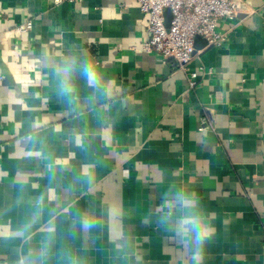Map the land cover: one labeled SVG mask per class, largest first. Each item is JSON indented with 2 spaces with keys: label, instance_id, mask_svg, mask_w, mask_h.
<instances>
[{
  "label": "crops",
  "instance_id": "obj_1",
  "mask_svg": "<svg viewBox=\"0 0 264 264\" xmlns=\"http://www.w3.org/2000/svg\"><path fill=\"white\" fill-rule=\"evenodd\" d=\"M236 1L189 88L136 0H0V264H188L176 192L214 225L204 264H264V0Z\"/></svg>",
  "mask_w": 264,
  "mask_h": 264
},
{
  "label": "built area",
  "instance_id": "obj_2",
  "mask_svg": "<svg viewBox=\"0 0 264 264\" xmlns=\"http://www.w3.org/2000/svg\"><path fill=\"white\" fill-rule=\"evenodd\" d=\"M76 0H54L55 4ZM141 13L148 18L147 40L142 45L145 53L159 54L172 70L189 73L188 87L197 84V74L188 69L194 53L195 39L202 38L206 47L220 48L227 34L219 31L224 21H232L242 11L236 0H136ZM169 13V18L166 16ZM32 25L29 20L17 27L24 32Z\"/></svg>",
  "mask_w": 264,
  "mask_h": 264
},
{
  "label": "clouds",
  "instance_id": "obj_3",
  "mask_svg": "<svg viewBox=\"0 0 264 264\" xmlns=\"http://www.w3.org/2000/svg\"><path fill=\"white\" fill-rule=\"evenodd\" d=\"M70 71L71 67H57L56 69L57 75L60 77V90L65 95L72 92V84L67 78ZM84 72L91 79V73L87 67ZM194 199L191 193L176 192L171 194L163 202L164 207L171 215L162 216L161 222L171 227L181 244L187 246L188 264H204L207 248L214 237L215 229L207 219L208 212L197 207Z\"/></svg>",
  "mask_w": 264,
  "mask_h": 264
},
{
  "label": "water",
  "instance_id": "obj_4",
  "mask_svg": "<svg viewBox=\"0 0 264 264\" xmlns=\"http://www.w3.org/2000/svg\"><path fill=\"white\" fill-rule=\"evenodd\" d=\"M198 42H201L203 45H206V42H205V40H203L202 38H199V37H197L196 39H195V50L197 49L196 47V44L198 43Z\"/></svg>",
  "mask_w": 264,
  "mask_h": 264
}]
</instances>
